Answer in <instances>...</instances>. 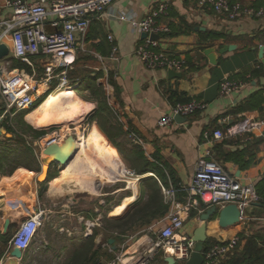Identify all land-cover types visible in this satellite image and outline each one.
Returning <instances> with one entry per match:
<instances>
[{
    "label": "crops",
    "instance_id": "0c3cea01",
    "mask_svg": "<svg viewBox=\"0 0 264 264\" xmlns=\"http://www.w3.org/2000/svg\"><path fill=\"white\" fill-rule=\"evenodd\" d=\"M207 1L114 0L112 4V13L126 12L134 14L137 18H143L160 3H166V12L159 17L158 21L168 30L158 35V39L155 40L156 50L164 51L186 61V66L181 71H176L182 73L181 77L168 78L169 69L144 66L134 54V49L145 39L135 32L129 23L117 19L107 11L101 17L91 20L84 41H78L76 61L67 71L68 85L63 86V88L79 89L83 93L84 97L80 98L85 103L83 105L84 115L92 113L96 103L83 99L88 98L93 89L102 87L105 95H111V100H107L110 108L109 118L113 121L110 136L119 145L121 151L119 152L107 139L102 130L110 144L99 134H96L94 140L100 138L109 148L112 145L118 155H122L124 151L127 156L136 157L134 149L140 148L147 160L155 164V171L147 168L148 171L143 174H136L127 166L130 170L129 175L138 177L139 191H145L140 181L154 178L161 189V203L167 206L166 212L161 217L154 218L147 224V227H161L163 224L161 219L169 211L162 187L174 185L177 188L187 184L192 177L196 162L199 158L206 157L207 150L232 176L251 179L255 185L264 176V136H257L252 140H246L243 136L223 140L212 139L211 141L204 138L206 131L211 133L217 128H224L227 123H233L245 117L256 120L264 118V100L261 109L238 110L253 92L264 86V76L249 78L247 73L261 63L258 59V51L261 46L264 48V18L243 17L237 21H229L223 15L211 10ZM240 1L256 7L264 5V0ZM9 14L7 9H0L1 17ZM108 35L113 36L114 45L117 47V52L114 54ZM224 45H232L233 49L220 54L218 49ZM208 47L215 48L216 65L210 64L204 55V50ZM5 59L6 57L0 59V68L4 66ZM10 68L14 67L11 65ZM38 71L41 74L40 67ZM227 76L238 80H241L242 76L248 79L244 81V85L239 90L223 96L219 94V82ZM43 91L44 87L40 92ZM172 91L182 95L180 98L190 97L201 100L206 103V106L203 110L185 116V121H176L173 118L169 125L160 126L158 120L164 114L170 113L172 107L180 102L176 98H170ZM35 107L27 114L25 113L26 118L34 124L35 128L43 129L59 125L62 129L64 124H68L69 127L75 125L74 127L81 131L82 126L78 125L81 120L75 123L68 121L64 113L65 109L61 111L63 116L49 117L48 121L42 115L38 117L31 115ZM74 127L70 128L74 130ZM94 129L95 125L92 126V132ZM0 131V137L5 135V129L4 131L0 129ZM129 132L137 135L142 143H134L128 137ZM84 133L83 131L85 136ZM72 134L77 138L76 131H72ZM49 135L50 133L45 136ZM86 137L91 141L90 137ZM37 139L38 144H41L43 138ZM97 150L100 149L97 148ZM50 162V159H45L41 155L40 168L31 170L33 172L19 169L13 176L0 175V264H21L25 255L29 254L28 249L22 253L21 258L12 256L11 252L14 247L4 237L7 232H14L24 219L37 211H42L44 214L41 202L43 195H39L40 190L45 198L54 199L50 194V185L61 175L63 169H60L58 176L46 182V189L43 188L41 182L44 180L42 178L45 175L46 165H48V174L51 172V167L56 165ZM143 169L140 170L145 171V167ZM148 174L151 175L148 176ZM133 180L136 181V178ZM5 186L7 189L4 188ZM126 190L128 189L124 191ZM143 194L140 191V195L144 196L141 200L146 198ZM133 196L134 191L121 198V209L117 213L125 208V199ZM177 198L183 201L184 192L178 190ZM138 200L139 198L135 197L129 203L134 205ZM58 213L61 214L59 218L66 222L64 218L69 213L64 209ZM202 213L203 211L199 214L198 211H191L190 218L184 223L183 234L190 235L199 224ZM245 213L248 218L244 222H239L226 229L220 228L217 223L218 216H213L214 219L211 218L207 223L208 237L211 236L209 230L216 235L220 233L229 236L239 234L245 237L242 238L240 248L243 247L248 236L255 234L253 230L259 238H264V207L262 204L252 205ZM6 220L9 222L7 228H5ZM78 220L77 223L84 224V218ZM112 250L122 252L124 257L131 253V247L128 249L124 243L114 245Z\"/></svg>",
    "mask_w": 264,
    "mask_h": 264
},
{
    "label": "built area",
    "instance_id": "2783aa9c",
    "mask_svg": "<svg viewBox=\"0 0 264 264\" xmlns=\"http://www.w3.org/2000/svg\"><path fill=\"white\" fill-rule=\"evenodd\" d=\"M113 2L114 0H1L0 9H7L10 14L0 16V44L9 47L4 66L0 68V129H5L3 124L14 128L11 124L12 117L19 111L30 112L32 106H36L44 98L46 87L53 78L59 77V86L68 85L66 75L76 61L78 41H84L91 20L101 17L107 11L117 19L129 23L138 34H147L143 43L134 49V54L144 66L174 71H181L186 66L183 58L156 50V41L150 39L151 34L159 35L168 30L158 21L166 12V3H160L143 18H137L132 13H112ZM207 2L211 10L229 21H237L243 17L264 18V5L256 7L240 0ZM108 40L112 43L113 54L116 53L113 36L108 35ZM14 60L22 62L29 71L25 68H10ZM243 85L242 80L224 77L219 82V94L229 95ZM39 86L44 87L42 93H38ZM205 106V102L197 99L177 102L170 113L158 120V124L167 126L175 115L185 117L203 110ZM225 125L211 133L206 131L204 138L211 141L243 136L246 140H252L264 133V118L256 120L245 117ZM128 137L134 143H142L133 132H129ZM205 154L206 157L199 158L196 162L187 184L177 188L174 185L162 187L169 211L161 219V227H148L155 235V241L150 240L146 248L136 247L125 258L119 252L112 259H97L94 264H149L155 254H161L162 259L164 256H171L176 262L183 264L190 258L195 246L190 236L182 233L191 211H198L199 214L211 206L220 209L227 204H235L241 211L240 222H244L248 218L245 213L248 208L260 202L264 207V199L258 194L254 181L230 175L209 150ZM135 178L138 181V177ZM178 190L184 192L183 201L177 198ZM42 223V211L24 219L14 230L10 245L22 253L27 251ZM241 241L239 234L212 242L207 239L201 252L202 264H229L236 258Z\"/></svg>",
    "mask_w": 264,
    "mask_h": 264
},
{
    "label": "rangeland",
    "instance_id": "374dc122",
    "mask_svg": "<svg viewBox=\"0 0 264 264\" xmlns=\"http://www.w3.org/2000/svg\"><path fill=\"white\" fill-rule=\"evenodd\" d=\"M12 64L15 63L12 62ZM66 76L68 79V73ZM59 85V77L53 78L46 87V93L51 92L55 88L65 86ZM74 90L80 97H84L79 89ZM83 100L94 101L96 103V107L92 113L85 114L78 119L79 121L81 120L78 125L82 126L81 131L85 132V136L91 138V143L94 149L97 150L98 144L94 138L97 134V129L101 130L99 124L104 127L107 134L110 135V131H112L113 121L109 118V106L105 97L101 94V88L93 89L88 98H84ZM34 106L35 104L32 107L34 108ZM21 113L22 112L19 111L12 117L11 124L14 128L10 127L8 131L5 130V135L0 137V175L2 176H13L18 172L17 170L20 167L29 171L40 168L41 150L43 146L42 143H39L40 145L38 144L39 141L37 138L42 137L44 139L46 137L45 135L48 133L51 134L60 130L59 125H53L43 129L35 128L34 124L26 118L27 113L24 115ZM78 120L75 119L70 122L75 123ZM65 125L69 127L68 124ZM93 125H95V129L92 132ZM5 126L6 124H3L4 128ZM74 126L75 125H70V127ZM99 151L102 153L101 150ZM99 151L97 150V152ZM122 152V154L127 155L124 151ZM101 153L99 154L104 160V162H101L99 159L101 167L113 166L116 169L121 168L125 172L124 176L117 178V182H110L106 177H99L100 179H98L97 175H91V188L89 190H83L73 182L75 187L73 186L74 188L72 190L68 188H61L58 190L49 189L54 199L52 197L50 199L49 197L45 198L40 190L39 195H43L41 197L42 206L44 208L43 223L29 248V254L23 258L21 264H78L81 261V259H75L77 255H75V252L78 251L81 253L88 252L86 255L88 257L86 264H94L97 259L108 260L115 257L119 252L112 250L114 245L117 246L124 243L125 247H128V249L131 247L130 252H132L136 247H140L141 249L146 248L150 240L155 241V235L148 230L147 225L143 228H138L144 221L143 218L126 219L124 225L123 221H117V218L123 216L125 213L131 212L134 208L139 207L145 202L148 194L146 198L141 200L144 196L142 197L140 195V191L144 193L143 195H146L147 190L145 189L144 192L142 190L139 191L138 181H136V191H138L136 192V197L139 198L138 202L134 205H130L129 203V206L126 205L120 213H117V211L121 209V198L133 193L131 189L126 191L122 189L126 188L129 182H135V180H133L135 178L129 175L130 170H128V165L121 155H119L121 161H118L110 159ZM10 162L13 164H20L21 166L12 169L9 165ZM45 169V175L42 178L44 180L41 182V186L46 189L45 184H47V181H50L48 177L50 176L53 178L58 176L61 166L57 164L52 166L49 174L47 173L48 165H46ZM84 170V172L87 173L89 171L87 167H85ZM90 173L92 174L91 171ZM102 181L104 182L101 183ZM61 209L69 213V215L64 218L66 222L59 218L61 214L58 212H60ZM80 218H84V224L77 223ZM253 233L256 234L254 230ZM209 234L211 235L208 237L209 242L229 237V235H222L221 233L216 235L212 230H209ZM12 235L13 231L7 232L4 239L10 241ZM110 240H113V242L109 243ZM139 240L140 242H138ZM90 256L91 258L89 259ZM160 256L161 254H155L149 264H166Z\"/></svg>",
    "mask_w": 264,
    "mask_h": 264
},
{
    "label": "trees",
    "instance_id": "16d2710c",
    "mask_svg": "<svg viewBox=\"0 0 264 264\" xmlns=\"http://www.w3.org/2000/svg\"><path fill=\"white\" fill-rule=\"evenodd\" d=\"M13 63H15V64H12V66L14 68L15 67L16 68H25L24 64L18 60H14ZM25 70L29 71V68L26 67ZM247 73L249 74V78H260V77L264 76V65L262 63H259L258 67H256L253 70L248 71ZM244 76L241 77L242 81H245L248 79V77L245 78ZM263 93H264V86L259 88L255 92H253L248 97V99L239 107L238 110L250 111V110L261 109L262 102L264 100ZM47 94L48 93H46L44 95V97ZM101 94L103 97H105L106 101L111 100V95H105L104 92L102 91V87H101ZM181 96L182 95H179L178 93L172 91L170 98H172V97L176 98V100L180 101V102H187V101L191 100L190 97L180 98ZM39 103H37V104H39ZM37 104H36V106H37ZM101 110H104V109H101ZM108 112H109V110H108ZM25 113H27V111H22L21 114L24 115ZM99 126H100L101 130L105 133L107 139L120 152L121 150H120L119 145L116 144L112 140L111 136L106 133V130L104 129V127H102V125L99 124ZM9 128H10L9 126H5L6 131H8ZM101 130L97 129V134H99L100 136L102 135V138H104V140L107 143H109L106 140V138H105V136ZM261 139H263V138H261ZM96 141L98 144V148L102 151V153L106 157L113 159V160L121 161L120 157L117 153V150L112 145H110L111 148H109L100 138L96 139ZM134 153H135L136 157H130V156H127L124 154L121 155L122 158H124L125 162L127 163L129 169H133L136 174H143V173L147 172L148 171L147 168H152L153 170H151V171L156 170L155 164H151V162H149L147 160V158L143 154V151H141L140 148L134 149ZM9 165L12 167V169H15V168L21 166L20 164H13L11 162L9 163ZM246 166H247V164H246ZM144 167H145V171H141L140 169L142 168V170H144L143 169ZM19 169H25V168L20 167ZM48 178L50 179L52 177L49 176ZM140 182L142 183L144 188L147 190V192H146V196L148 194L147 199L139 207H136L131 212L125 213L123 216L117 218L118 222L123 221V225L125 224L124 221L126 219H133V218H140L141 217L144 219V221L139 225L138 228H143L145 225L149 224L154 218L161 217L167 210V206L161 203V201H162L161 189H160V186L157 183V181L154 178H146ZM256 190H257L258 194L260 195V197L262 199H264V176L256 183ZM260 204H262V202H260ZM212 219H214V218H212ZM241 238H245V237H241ZM240 251L238 248V250L236 252L237 253L236 258L233 259L231 262H229V264H264V238H259L257 234L248 236L245 239V243H244L243 247L240 248ZM80 253H81L80 251L75 252V255L77 254L75 256V259L76 260L81 259V261L78 264H86L87 260H88V257L86 255L88 252L87 253H81V254ZM90 258H91V256L89 257V259Z\"/></svg>",
    "mask_w": 264,
    "mask_h": 264
},
{
    "label": "bare ground",
    "instance_id": "6f19581e",
    "mask_svg": "<svg viewBox=\"0 0 264 264\" xmlns=\"http://www.w3.org/2000/svg\"><path fill=\"white\" fill-rule=\"evenodd\" d=\"M61 87L63 88V86ZM42 88L43 86L40 89H38V93H42L40 92ZM62 88L60 89L58 87L57 89H53L51 92H49L48 95L44 98V100L35 107L31 115L35 117L42 115L44 116V118L46 117L48 120L49 117L57 118L60 117L61 115L63 116L61 111L65 109L64 113L66 115V118L69 119L68 121L75 119L78 120L79 118L84 116L85 108L83 107V105H85V103L82 101L78 93L73 88H63V89ZM70 131H76L77 140H78L76 144L77 152L73 157L72 162L66 168L63 169L61 175L53 180L52 184L50 185L51 187L50 190H58L61 188H68L72 190L75 187L73 185L74 183H76L83 190L84 189L89 190L91 188L90 180L92 179V176L97 175L98 179H100L99 177H104V178L106 177V179L110 182H114L117 180V178L124 176L125 172L121 168L116 169L113 166L106 167L104 165H103L104 167H101V162H104L101 155L99 154V152H97L96 149H94V146L92 145L90 139L84 136L83 132L77 128L71 130L70 127H66V125L64 124V127L60 129V131L53 132L49 136H46L41 142L42 146L44 147L48 143V141H52L61 148L63 141L69 135H72V132ZM41 154L45 159L52 160L51 156L44 155L43 153ZM99 159L101 160V162L99 161ZM85 167L89 169L88 173L84 172ZM90 171L92 172V174L90 173ZM149 175L151 174H148V176ZM103 182L104 181H102L101 183ZM4 188L7 189L6 186ZM125 189H132L134 191V196L130 198L127 197L125 199L124 207H126V205H128V203L131 202V200L136 197V192H137L136 182L134 181L129 182V185H127V187L122 190Z\"/></svg>",
    "mask_w": 264,
    "mask_h": 264
},
{
    "label": "water",
    "instance_id": "95a60500",
    "mask_svg": "<svg viewBox=\"0 0 264 264\" xmlns=\"http://www.w3.org/2000/svg\"><path fill=\"white\" fill-rule=\"evenodd\" d=\"M141 37L145 39L147 37L146 33H142ZM150 39L157 40V34H151ZM233 49L232 45H224L218 49L220 54H224L228 51ZM9 54V47L6 44H0V59H3L5 56ZM204 55L207 57L210 64L216 65V55H215V48L208 47L204 50ZM258 59L264 65V48L261 46L258 51ZM168 78L174 77H181V72H176L174 70L169 69L167 72ZM174 119L176 121H185V117L180 115H175ZM4 131V129L1 128ZM1 133V131H0ZM264 136V133H263ZM78 140L74 135H69L62 144L60 148L57 144L53 143L52 141H48L45 147L41 150V153L44 155L51 156V164H57L61 166V169L66 168L73 160L77 152V144ZM217 215V223L218 226L222 229H226L232 226L237 225L240 222L241 211L235 204H227L224 207L217 209L215 206H211L206 209L200 215L199 224L195 227V229L190 233V238L194 241V251L192 252L190 258L183 264H202L203 256L201 252L203 250L204 244L208 239L207 235V223L213 217ZM9 222L8 220L5 221V228H7ZM113 240H110L109 243H112ZM12 256L16 258L22 257L21 250L17 249L16 247L13 248L11 252ZM163 261L166 264H180L176 262L173 257L171 256H164Z\"/></svg>",
    "mask_w": 264,
    "mask_h": 264
}]
</instances>
